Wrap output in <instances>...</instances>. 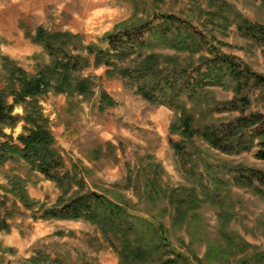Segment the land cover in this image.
<instances>
[{
    "label": "rangeland",
    "instance_id": "obj_1",
    "mask_svg": "<svg viewBox=\"0 0 264 264\" xmlns=\"http://www.w3.org/2000/svg\"><path fill=\"white\" fill-rule=\"evenodd\" d=\"M133 14L154 27L174 26L170 42L146 35L150 44L142 52L158 55L151 66L161 71L186 70L178 105L193 117L194 135L180 133L175 128L178 113L143 99L132 81L109 79L103 67H89L83 75L102 76L96 95L73 98L71 113L65 94L50 91L40 99L65 170L76 172L86 189L162 224L171 244L187 256L182 264H264V186L256 182L259 188H251L234 179L235 168L264 174L257 146L223 153L198 133L233 119L240 110L264 115V84L254 83L257 76L264 78V42L243 31V24L264 27V0H0V86L2 55L28 73L48 62L25 32L38 26L70 31L85 43L105 47L99 42L103 35ZM213 56H227L251 78L248 83L242 79L240 96L248 102L239 111L228 109L234 82L225 79L220 85L208 78ZM101 88L115 101L103 111L97 107ZM20 132L19 124L12 134ZM13 175L23 179L35 203L32 209L3 190L11 188ZM0 186V220L9 226L0 231V264H119L117 253L89 222L39 217L40 208L55 204L60 191L23 161L0 166ZM158 189L179 192L188 211L184 224L175 222V207L167 197H152Z\"/></svg>",
    "mask_w": 264,
    "mask_h": 264
},
{
    "label": "trees",
    "instance_id": "obj_2",
    "mask_svg": "<svg viewBox=\"0 0 264 264\" xmlns=\"http://www.w3.org/2000/svg\"><path fill=\"white\" fill-rule=\"evenodd\" d=\"M173 31V25L154 27L152 21L138 20L133 14L116 25L113 31L103 35L99 42L106 46L102 47L94 42L85 43L78 33L51 31L38 26L34 32H25V36L41 46L48 62L39 64L34 73H28L15 61L1 56L5 76L0 86V166L21 160L30 170L52 181L60 195L52 206L40 208L39 217L89 222L117 253L119 264H182L188 262V258L171 244L162 224L156 226L146 218L129 212L107 195L86 189L84 180L79 179L76 172L65 170V162L56 148L40 99L50 91L65 94L68 98L67 111L71 113L75 103L73 98L90 100L95 97L97 80L102 78L83 75L82 72L89 67H103L106 78L132 81L146 101L169 105L178 113L175 128L183 135L192 137L195 132L192 130L193 117L184 109L185 106L181 108L178 105L181 104L179 96L186 70L175 68L161 71L151 66L159 56L142 52L150 44L145 39L146 35L165 43L170 42L169 33ZM243 31L264 42L263 26L243 24ZM208 60L211 83L222 85L225 79L234 82V97L228 102V109L239 111V107H246L247 97L240 96L242 79L245 78L248 83L251 78H247L244 70L227 56H213ZM254 83L263 85L264 78L257 76ZM114 105V99L101 88L97 99L98 109L103 111ZM16 109H20L21 113ZM19 124L21 132L14 137L12 131ZM198 133L211 147L223 153L248 151L255 145V156L264 160V115L261 113L245 114L244 110H240V114L233 119L206 126ZM169 141L173 147H178L176 142ZM97 152L100 153V149ZM235 169L236 182L251 188H259L255 186L256 182L264 186L262 172L252 168ZM11 179V188L2 187L3 190L10 192L25 208L32 209L35 203L29 200L23 179L17 175ZM153 194L152 197H167L175 207V222L181 225L185 223L188 213L186 203L179 198L176 189H158ZM5 221V218L0 220V231L9 229Z\"/></svg>",
    "mask_w": 264,
    "mask_h": 264
}]
</instances>
